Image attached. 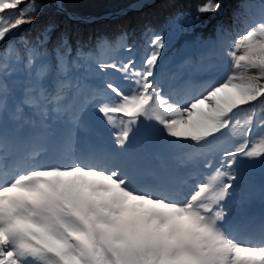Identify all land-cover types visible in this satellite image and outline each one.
Here are the masks:
<instances>
[{
  "label": "snow or ice",
  "instance_id": "obj_1",
  "mask_svg": "<svg viewBox=\"0 0 264 264\" xmlns=\"http://www.w3.org/2000/svg\"><path fill=\"white\" fill-rule=\"evenodd\" d=\"M174 9L167 25L183 19L187 31L221 10L219 0H190ZM144 2L120 10H140ZM258 24L233 40L222 65L200 89L180 100L162 73L171 34L144 25L142 43L117 37L121 55L97 61V84L82 94L79 81L67 107L66 128L49 147L29 151L0 125V264H264V217L239 228L231 200L245 173L264 174V3ZM89 21L65 0H0V44L34 40L55 53L56 65L35 69L34 86L47 71L57 84L49 102L67 94L66 66L85 53L59 18ZM39 33L29 38L31 28ZM106 42V41H105ZM52 44L49 50L47 45ZM29 66L36 46L27 49ZM127 53V55H123ZM241 53V54H238ZM19 110V109H18ZM249 111L246 124L238 114ZM239 131V139L197 171L183 170L177 150L185 142L202 146ZM83 131L99 141L91 152L61 151ZM258 142H254L257 141ZM27 161L28 163H21ZM180 163H183L181 161Z\"/></svg>",
  "mask_w": 264,
  "mask_h": 264
},
{
  "label": "trees",
  "instance_id": "obj_2",
  "mask_svg": "<svg viewBox=\"0 0 264 264\" xmlns=\"http://www.w3.org/2000/svg\"><path fill=\"white\" fill-rule=\"evenodd\" d=\"M113 1L114 0H65L70 10L79 16H101L113 12L115 10V4L108 9L100 10V6L111 5ZM136 1L138 0H127L125 6L119 8V10ZM241 1L246 3L253 0L223 1V3H221V10L219 12L211 15L209 18L204 19L203 24L199 27L189 29L187 31L182 30L184 27H186L183 19L177 20L174 23L167 25V18L174 11V9L166 7V5L175 3L177 6L190 7V0H161L150 7L144 8L141 12L129 13L125 17L118 20L96 22L86 25L61 17L59 18V24L62 30L66 29L74 38H77L80 41L79 47H81L85 53L92 52V54H96L99 49L105 48L106 46H116L117 37L124 33H127V39L123 42L125 45L129 44L131 40H136L138 43H142L144 39H148L151 36V33H149L147 36H141L144 25L150 23L157 30V32H160L161 29L164 30L166 41L168 34H171V43L173 40L175 44L174 50H179L181 48L179 53H183L185 50H188L192 56H199V52H195L197 50H202L201 52L207 51V49H204L206 45L215 47L219 44H224L222 38L225 36V31H222V29L225 28V22L234 21L233 19H227L228 11H233L236 14L245 12L244 9H241L240 7ZM258 1L261 0H254L253 3L258 5ZM25 27L32 29L27 33L29 38L38 35L39 26L26 25ZM197 39L199 41H197ZM207 40H209L210 43H208ZM21 45H24L25 48L23 51L26 54L28 53L27 49L32 46H36L39 52L44 51V48L36 45L34 40L29 45H25L21 41H16L12 44L6 43L4 48L5 50L9 48L10 50H13L20 48ZM0 47H2V45ZM47 47L49 50H51L52 44L50 43L47 45ZM52 54L53 62L56 63L55 53L52 52ZM258 106V112L260 115H264V106Z\"/></svg>",
  "mask_w": 264,
  "mask_h": 264
},
{
  "label": "rangeland",
  "instance_id": "obj_3",
  "mask_svg": "<svg viewBox=\"0 0 264 264\" xmlns=\"http://www.w3.org/2000/svg\"><path fill=\"white\" fill-rule=\"evenodd\" d=\"M220 3H223V1H228V0H219ZM253 1H248L246 3H243L241 1L240 7L241 9H244L245 12L243 13H235L233 11H228L227 14V19L231 20L233 19V22L230 21H226L225 22V28L222 29V31H225V36L222 38L223 43L224 44H219L215 47H211L210 45H206V47L204 49H207V51L205 52H201L202 50H197L195 53L199 52V56H192V54H190L189 52L186 53H179L181 48L178 50H174L175 44L172 40V43L170 44V46H167V51L165 53L164 56V63L162 66V73L164 75L165 80L167 81V83L171 86V88L175 89L174 85H177L179 82L180 77L182 76V74H186L187 76L190 77L191 80H198L200 78V76L202 75H212L215 74V70L217 68H219L222 65V54H223V50L227 49L233 42V40H235L237 38V36L239 34H241L242 32L246 31L249 27L254 26L256 24L259 23V21L261 20L262 17V13H261V4L264 3V0L258 1L257 3H259L258 5L256 3H253ZM127 3V0H114L113 3L111 5H103L100 6V10H104V9H108L109 7H111L112 5L115 4V9H119L123 6H125V4ZM228 4V3H227ZM176 41V39H175ZM197 41H199L197 39ZM208 43L209 40H207ZM137 44V43H134ZM174 44V45H173ZM121 49H119L117 46L114 47H107L104 49H101L97 52V55L94 59H91V63L93 65H95L96 67L94 69H96L98 67L97 61L99 60H110L114 57H116V55H118L120 53ZM2 51L0 50V53ZM206 52H208V54H206ZM116 54V55H115ZM241 54V53H238ZM176 55V56H175ZM185 55V56H184ZM184 58H186V60L184 61ZM27 59V58H26ZM28 60V64H29V58ZM96 60V61H94ZM7 61L9 63H11V59L8 58ZM21 60L16 61L17 63L15 64L13 70H15V74H19V73H23L25 69H29L30 67H28V64L25 65L24 62ZM34 61V59L31 61V63ZM80 62V60H79ZM78 62V63H79ZM11 66L10 64H4L2 66H0V68H4L3 71L0 70V73H4L6 74V66ZM21 65L23 67H25V69L20 68ZM77 68L76 67H71L70 71L67 72L65 71L62 79L64 81V84L66 85V87L68 86H72L73 84H75L77 82V78H75L73 75V73L75 72ZM91 69V68H90ZM94 69L92 71V74L95 76L94 74ZM173 72L172 75H170V72ZM82 71H80L79 73H81ZM44 71L41 73L44 75ZM48 73V72H47ZM49 76H43L45 79V82H47L49 84V87L53 88V87H57V84L55 82H51V80H53L52 76L48 73ZM84 76V75H83ZM40 77H42V75H40ZM42 77V78H43ZM69 79V81L67 80ZM79 83L81 84L82 82L78 79ZM70 83L72 85H70ZM65 87V88H66ZM258 105L256 106V117L257 119L260 117L259 113H258ZM250 116V112L246 111V113H239L238 117L239 120L241 122V124H246V122L248 121ZM264 116V115H262ZM239 131L238 130H230L229 132H227L225 134L224 137H219L216 141H213L209 144H205L202 146H194V142H185L182 144V146H184L185 148H188L189 150H192L193 152H198V148H204L205 152L209 155V151L213 150L215 151V153L217 154L223 147L228 146L231 142L233 141H237L239 139ZM254 142H258L254 141ZM211 154V153H210ZM264 177V174H263Z\"/></svg>",
  "mask_w": 264,
  "mask_h": 264
},
{
  "label": "bare ground",
  "instance_id": "obj_4",
  "mask_svg": "<svg viewBox=\"0 0 264 264\" xmlns=\"http://www.w3.org/2000/svg\"><path fill=\"white\" fill-rule=\"evenodd\" d=\"M199 89H200V87H199ZM199 89H198V90H199ZM187 91H189V90H187ZM191 91H192V92H194V91H195V89H191ZM186 93H187V92H186V91H184V92H183V94L179 96V98H180V99H183V98H185V95H184V94H186Z\"/></svg>",
  "mask_w": 264,
  "mask_h": 264
},
{
  "label": "water",
  "instance_id": "obj_5",
  "mask_svg": "<svg viewBox=\"0 0 264 264\" xmlns=\"http://www.w3.org/2000/svg\"><path fill=\"white\" fill-rule=\"evenodd\" d=\"M157 1V0H156ZM150 5V4H149ZM113 16H116L117 17V15H113ZM115 17V18H116ZM119 17H121V16H119ZM109 19H112V18H109ZM100 20H104V18H102V19H100ZM107 20V19H106ZM81 22H85V21H81Z\"/></svg>",
  "mask_w": 264,
  "mask_h": 264
}]
</instances>
